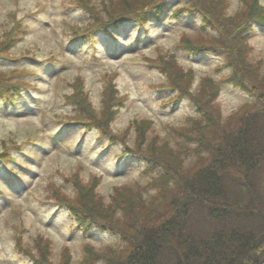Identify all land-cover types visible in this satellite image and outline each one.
I'll use <instances>...</instances> for the list:
<instances>
[{"label":"trees","instance_id":"trees-1","mask_svg":"<svg viewBox=\"0 0 264 264\" xmlns=\"http://www.w3.org/2000/svg\"><path fill=\"white\" fill-rule=\"evenodd\" d=\"M66 1L84 16L80 23L65 27L72 40L91 38L98 31L114 39L118 27L130 21L142 29L150 19L158 21L171 0ZM263 1L238 0L232 14L227 12V0H184L169 10L174 19L184 12L200 18V29L183 30L175 48L192 57L217 54L223 61L215 71L226 69L220 77L204 75L195 84L194 70L180 63L176 51L157 49L155 57L146 58L149 68L163 77L152 88L171 92L161 102L173 107L186 99L195 110L182 125L170 127L173 134L161 135L153 121L143 117L123 129L114 128L125 99L114 81L116 73L102 75L105 85L98 108L77 75L67 81L71 90L61 92L73 111L51 117L44 112L45 124L50 120L81 124L88 131L97 129L96 140L121 144L118 155L141 162L147 178L116 185L108 197L98 192L101 176L96 174L88 181L80 171L65 176L70 192L48 183L41 200L65 207L78 230L99 229L120 239L119 244L97 248L86 244L82 264H264V62L254 58L248 42L254 24L264 28ZM32 13L28 10L24 17ZM9 16L11 21L0 31V56L9 54L27 28L15 12ZM206 28L215 30L216 36L207 35ZM20 55L36 60L29 51ZM30 72L25 64L0 69L3 106L18 105L24 90L36 87L24 79ZM222 84L251 94L254 102L224 115L218 101ZM42 128L23 141H1L0 160L13 159L6 148L21 151L18 143L46 136ZM53 136L57 146L62 144ZM38 142L41 148L42 141ZM14 229L23 231L21 225ZM15 239L17 249L33 264H73L68 247L55 261L51 241L41 234L30 243H21L19 235Z\"/></svg>","mask_w":264,"mask_h":264},{"label":"rangeland","instance_id":"rangeland-1","mask_svg":"<svg viewBox=\"0 0 264 264\" xmlns=\"http://www.w3.org/2000/svg\"><path fill=\"white\" fill-rule=\"evenodd\" d=\"M181 2L184 0H171L169 7H176ZM227 2V12L234 13L238 8V0ZM40 5L43 8L36 15L24 17L26 11L36 10ZM12 11L17 18L23 19L27 28L9 52L19 55L29 51L36 60L30 57L18 58L22 56L13 60L0 57V69L11 70L15 65L25 64L31 72L24 79L36 87L30 89L32 94L24 93L17 114L14 111L3 114L0 107V143L10 138L22 141L26 135H35L42 127V133L46 136L41 139L42 149L36 145H26L25 150L29 152L30 158L26 154L17 156L16 160L22 163L15 169L22 173L18 181H11L0 167V264H33L27 254L17 249L15 238L19 235L21 243H30L39 234L51 241L55 261L59 260L63 249L68 247L72 263L82 264L86 244L97 248L119 244L120 239L115 234L99 229L87 233L78 230L74 218L65 207L41 200L48 183L52 182L60 186L62 191L70 192L72 187L64 179L65 176L80 171L88 181L96 174L101 176L98 192L108 197L116 185L136 180L143 182L147 178L143 175L141 162L118 155L122 149L121 144L106 145L104 138L96 140L95 128L88 133H81L80 126H67L60 136L57 133L56 136L62 142L57 146L53 134L59 129L61 131L63 126L52 120L43 123L41 117L44 112L51 117L53 114L64 115L73 111L69 103H64L61 92L71 90L67 81L77 75L82 76L90 99L98 108L100 91L105 85L102 75L116 73L114 81L125 99L114 119V128L123 129L134 118L143 117L151 119L161 135L173 134L170 127L182 125L185 117L194 115L195 110L186 99L173 107L161 102V98L166 99L171 92L152 88L163 77L156 69L147 66L146 58L155 57L157 49L176 51L180 63L194 70L197 79L195 84L201 76L220 77L226 69L215 71L223 61L217 54L202 53L192 57L175 48V41L183 30L194 32L200 29V18L187 13L172 20L166 12L159 15L161 19L158 21L150 19L144 29L130 21L118 27L120 38L117 42L106 43L107 35L98 33L87 43L86 40L69 39L65 27L68 23H80L84 16L66 0H0V31L4 29L5 23L11 21L9 14ZM204 32L216 36L215 30L206 28ZM248 42L254 58L264 62V28L254 24ZM218 101L223 114L228 115L243 104L254 102V96L222 84ZM15 110L18 111V108ZM33 137L34 141H40L37 135ZM73 142L92 144L80 148L81 152H75ZM16 225L22 226L21 233L15 231Z\"/></svg>","mask_w":264,"mask_h":264},{"label":"bare ground","instance_id":"bare-ground-1","mask_svg":"<svg viewBox=\"0 0 264 264\" xmlns=\"http://www.w3.org/2000/svg\"><path fill=\"white\" fill-rule=\"evenodd\" d=\"M87 143V142H86ZM89 143V142H88Z\"/></svg>","mask_w":264,"mask_h":264}]
</instances>
